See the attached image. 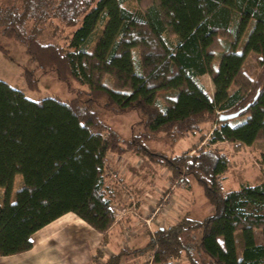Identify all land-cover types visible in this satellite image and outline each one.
Segmentation results:
<instances>
[{
	"label": "trees",
	"instance_id": "1",
	"mask_svg": "<svg viewBox=\"0 0 264 264\" xmlns=\"http://www.w3.org/2000/svg\"><path fill=\"white\" fill-rule=\"evenodd\" d=\"M128 1L21 0L0 7L1 36L19 41L32 64L23 67L28 87L37 90L38 75L54 73L75 95L32 100L0 80V257L29 251L33 234L67 213L107 244L117 202L106 182L108 155L132 151L172 179L193 177L213 211L201 221L183 216L158 227L146 245L104 264L148 254L153 264H264V181L224 191L229 160L209 148L228 142L239 150L264 140V0H133V10ZM45 32L52 40L43 39ZM250 54L262 67L254 83L243 72ZM164 93L172 97L161 104ZM99 108L138 114L132 137L102 122ZM206 122L214 129L202 148L169 157L146 145L161 133L177 142ZM261 166L264 173V154ZM18 174L23 186L12 199ZM102 255L97 249L93 260Z\"/></svg>",
	"mask_w": 264,
	"mask_h": 264
},
{
	"label": "rangeland",
	"instance_id": "2",
	"mask_svg": "<svg viewBox=\"0 0 264 264\" xmlns=\"http://www.w3.org/2000/svg\"><path fill=\"white\" fill-rule=\"evenodd\" d=\"M20 1L0 0V7H9L20 3ZM137 6L138 4L133 0L125 4V7L130 10L135 9ZM4 11L2 10L0 15ZM59 29L60 31L63 30V35L71 31L68 28ZM43 39H47L46 41L52 40L48 32L44 33ZM58 42L62 44L64 40L60 38ZM0 44L7 50V52H3L0 49L1 81L20 90L26 97L32 100L48 97H59L62 100L74 98L75 95L68 90L65 83L57 79L54 73L38 75L37 90L30 89L23 76V67H32V64L25 52L24 46L15 39H7L1 36V27ZM242 45L243 43L240 44V48ZM261 68L257 57L254 54H250L244 63L243 72L246 78L251 83H254L253 81L258 76ZM200 81L212 96L214 88L211 78L208 75H204ZM76 88L80 89L79 86H76ZM170 97H172L170 93L160 95L161 104L165 103L167 98ZM98 114L102 122L118 132L124 139L132 137L133 128L140 120L138 114L135 112L115 115L99 108ZM199 128L196 133H188L183 139L177 140V142L169 140L167 136L165 137L164 133H161L155 140L147 142L146 145L150 151L169 157L180 155L190 150L191 147L193 148V146L195 149H199L210 143L209 140L211 139V131L214 129V124L206 122L201 124ZM210 147L226 155L229 160L228 169L223 179L224 191L239 189L244 184L255 185L264 181V173L261 166V156L264 154V140H260L250 147L239 150H235L228 142H219L210 145ZM108 164L113 166L114 169L110 167L111 170L108 171V174L111 172V175L109 174L110 176L106 180L107 185H110L114 189L116 195L115 201H117L118 205L120 204L119 200L124 203L123 206L120 204V221L116 222L114 220V227L112 226L114 229L112 230H115L118 236H120L119 238L124 246H127L130 240L140 232H147V234L153 235L156 228L174 225L183 216L201 221L210 216L213 211L204 190L193 177H187L185 184L180 183L172 191L170 203L165 204L162 193L171 192L169 186L173 184L172 182L175 183L178 180V178L172 179L170 172L166 168L132 151L125 152L124 154L110 153L108 155ZM115 172L117 173V177L113 176ZM22 186L23 179L18 174L14 181L12 199L15 198L16 192ZM156 208H159L160 212L153 218L152 216L148 217L147 214H152ZM121 214H124L122 218ZM129 217V221H132L130 227H128V224H122ZM150 227L152 232L149 230ZM121 231H124L126 234H121ZM236 241L237 248L240 251L242 248L240 233H236ZM257 242H261L260 231L257 232ZM149 256L148 254L141 258L136 257L137 259L133 264H146L145 260Z\"/></svg>",
	"mask_w": 264,
	"mask_h": 264
},
{
	"label": "crops",
	"instance_id": "3",
	"mask_svg": "<svg viewBox=\"0 0 264 264\" xmlns=\"http://www.w3.org/2000/svg\"><path fill=\"white\" fill-rule=\"evenodd\" d=\"M110 167L114 169L113 166ZM110 167L108 171L111 170ZM129 219L130 217L122 224H128L130 227L132 221ZM113 227L109 231L108 242L104 245L102 234L75 214L67 213L33 234L32 249L17 255L0 257V264H104L106 258L120 251L141 248L149 239L147 232H140L124 246L120 236L112 230ZM97 249H101L103 257L94 261L93 254ZM131 258L123 259L121 264H133L137 258ZM175 263L188 264L185 260Z\"/></svg>",
	"mask_w": 264,
	"mask_h": 264
},
{
	"label": "built area",
	"instance_id": "4",
	"mask_svg": "<svg viewBox=\"0 0 264 264\" xmlns=\"http://www.w3.org/2000/svg\"><path fill=\"white\" fill-rule=\"evenodd\" d=\"M109 174L111 175V172H110ZM113 176H114V177H117V173L115 172V174H113ZM185 182H186V181H185L184 178H180V179L176 180L175 183L172 182L173 184H171V185L169 186L171 192H167V193L164 192V193H162V194H163V202H164L165 204L170 203V201H171L172 191L175 190L176 187H177L180 183H181V184H185ZM121 205L123 206V204H121ZM112 207H113V208H112V209H113V212L115 213V221H116V222H119V221H120V220H119V216H120V212H119V210H120V204L118 205V203L115 202V203L113 204ZM158 212H160V209H159V208H156L155 211H153L152 214L148 213L147 216H148V217L152 216V218H153ZM122 215H124V214H121V218H122ZM149 230H151V227L149 228ZM151 232H152V230H151ZM152 262H153V254L150 255L149 258H148L147 260H145V263H146V264H153ZM175 262H176V261L174 260L172 264H176Z\"/></svg>",
	"mask_w": 264,
	"mask_h": 264
},
{
	"label": "water",
	"instance_id": "5",
	"mask_svg": "<svg viewBox=\"0 0 264 264\" xmlns=\"http://www.w3.org/2000/svg\"><path fill=\"white\" fill-rule=\"evenodd\" d=\"M238 114H239V113L222 115V116L220 117V120L224 121V120L232 119V118L237 117Z\"/></svg>",
	"mask_w": 264,
	"mask_h": 264
}]
</instances>
